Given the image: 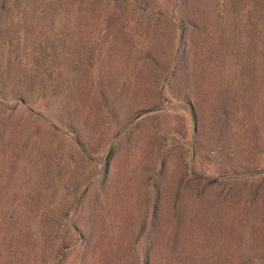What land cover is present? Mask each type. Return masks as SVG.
Listing matches in <instances>:
<instances>
[{
    "label": "rangeland",
    "instance_id": "1",
    "mask_svg": "<svg viewBox=\"0 0 264 264\" xmlns=\"http://www.w3.org/2000/svg\"><path fill=\"white\" fill-rule=\"evenodd\" d=\"M206 1L212 36L219 43L213 24L219 16L215 4L222 0ZM165 2L159 0L155 9ZM222 4L223 25L239 30L238 42L252 25V44L189 47V69L195 66L194 77L199 82L193 91L183 89L179 76L161 93L154 89L145 54L168 57L176 44H154L156 31L144 29L126 32L133 44H122L127 36L119 28L126 21L134 26L139 20L144 24L150 20L157 30L164 26L158 13L150 11L149 18L127 10L119 16L117 28L113 18L110 29V40L117 36L119 44H71L76 67L84 64L83 54L89 49L92 60L98 62L95 70H83L78 76L67 70L61 76L65 82L59 88L78 77L76 95L83 102L75 112L68 114L62 94L58 101L44 97L35 103L48 122L32 120L21 105L13 112L11 107L5 109L3 125L11 136L0 143V212L3 208L19 211L13 222L16 230L30 232L39 224L45 226L46 238L55 242V248L71 242L63 253L58 251L59 264H136L131 256L122 255L144 213L153 214L156 190L153 215L157 229L151 233V264H255L252 257L264 254V179L259 182L264 176V0H224ZM255 8L260 12L255 13ZM250 69L256 71L251 80L246 77ZM104 77L108 80L102 83ZM115 85L121 91L120 105L156 100L166 108L146 112L115 135V126L100 113L96 101L100 87ZM173 92H179V98L188 94L197 120H192ZM225 108L226 120L221 115ZM57 110L62 122L73 119L82 123L79 133L86 138L85 152L69 134L52 127L53 122L59 125L53 117ZM110 136L114 153L109 158V145L103 142ZM106 158L109 168L100 185L99 173ZM249 170H261V174L249 175ZM88 174L96 179V186L87 181L89 190L75 195V186ZM54 176L55 182L50 184ZM250 182H259L252 203L247 194ZM72 202L75 206L68 209ZM70 211L75 226L89 231L87 240L75 241V232L56 228L57 219ZM3 235L0 228V264H5L7 250ZM50 257L33 264H51Z\"/></svg>",
    "mask_w": 264,
    "mask_h": 264
},
{
    "label": "trees",
    "instance_id": "2",
    "mask_svg": "<svg viewBox=\"0 0 264 264\" xmlns=\"http://www.w3.org/2000/svg\"><path fill=\"white\" fill-rule=\"evenodd\" d=\"M158 1L0 0V143L11 136V133L6 130L5 124L3 125L5 119L2 116L6 108L11 107L13 112L21 105L24 106L27 115L32 120L48 122V118L44 116V111L36 110L35 103L44 97H50L52 100L58 101L59 95L62 94L61 103L69 111L68 114L75 112L83 102V98L76 95L78 77H71L63 88H59L65 82L61 76L67 70L77 76L81 72L83 73V70H95L98 62L92 60L91 50L89 49L88 53L83 54L85 62L81 64L82 67L80 64L76 67L78 60L75 59L76 54L72 52L71 44H119L117 36L114 37L115 40H110L109 36L112 32L110 29H113V18L116 17L114 26L117 28L119 16L124 15L127 10L134 14L135 12L139 15L146 14L148 17L151 16L149 15L151 14L150 11L158 13V17L162 22L161 25L164 24L163 29L160 28L163 32L160 29L157 30L150 20L146 24L139 20L140 22L134 26H130L131 22L126 21L127 23L124 22L125 25L119 29L123 28L125 33L130 31H134V33L136 31L137 33L141 29H144L145 32L156 31L157 38H155L157 41L154 44H176L175 49L170 52L171 55H168V57L145 54L150 75L153 79L151 85L159 93L165 89L166 85H170V80L175 81L176 76L182 78L180 82L183 89L190 87V90L193 91L194 88L199 86L197 78L194 77L196 76V74L194 75L195 66H191L189 69V47L194 46V44H252V25L249 28V24L247 25L248 29L244 37L238 42L239 30L233 29V32L229 25H223L221 22V14L224 10L222 2L224 0L215 4L216 8L219 9V16L216 18L218 21L213 25H215L214 30L219 35V43L215 42L217 36H212L215 33H213V29H210L212 24L208 16L210 11L206 0H166L164 4L160 3L159 8L156 10ZM256 4L257 2L254 5ZM260 10L255 8L254 12L257 13ZM248 12L251 13V10ZM236 34L237 36H235ZM233 37L236 38L235 43ZM131 40L132 38L127 36L126 41L122 44H133ZM161 56L163 59L160 58ZM69 58L72 59L68 60ZM62 63H65V65L61 67ZM99 71H97L98 75ZM249 71L251 74L246 77L250 80L254 79L256 77L254 72L256 71L253 69ZM162 78L163 80H161ZM102 79L101 76L100 82L103 81ZM106 80L108 79L104 77L102 83L107 82ZM187 81L190 82V86ZM120 92L119 85L106 88L100 87L96 99L100 113H104L105 118H109L108 122L115 126V135L144 117L146 112L161 111L166 108L156 100L149 102L150 104L120 105ZM173 95H175L178 103L188 108L192 120H197L198 113L188 94H182L184 96L182 98H179V92H173ZM85 104L87 103L85 102ZM85 104L83 105L85 106ZM221 115L226 120L227 108L221 111ZM53 117L59 122V125L53 122L51 123L52 127H56L57 131L63 132L64 135L69 134L68 138L76 144L81 152H85L86 138L83 139L81 136L84 134L79 133L80 128L83 126L82 123L76 124L73 119L62 122L60 110H57ZM60 124L64 131L59 128ZM108 125L105 124V127H108ZM23 126H25V123ZM91 133L96 134V131H91ZM107 139L109 140L103 143L109 145L106 155L110 158L114 153L113 136ZM22 144H26V142ZM13 153L14 151L11 155ZM107 159L101 165L100 185L104 183L107 177L109 168ZM261 170H249L248 174L256 176L261 174ZM82 175L83 173H81ZM259 179V182H261L264 176ZM95 180L89 174L80 178L74 189L75 195L76 193L83 195V192L90 187V185L85 186L87 181L96 186ZM197 180L201 184L202 180L199 178ZM49 182L53 184L55 176L52 182L51 180ZM259 182L257 184L249 183L247 190L249 203L254 201ZM82 187L83 189H81ZM153 193L152 208L154 211L152 213L155 214L158 191L156 190ZM73 201H76L75 196ZM72 206H75V203L70 204L68 209ZM1 210L4 212H0V228L4 231L2 240H6L5 248L7 249L5 264H33V261L43 263L50 256H52V259L51 257L50 259L53 261L51 264H59L58 251L63 253L65 248L71 247V242L69 244L63 243L55 248V242H50L46 238L47 230L45 226L39 224L35 230L32 229L30 232L22 228L16 230L13 227V222L20 216L19 211L16 212L14 208H3ZM153 214L149 216L147 211L144 213L138 232L129 241L122 255L123 257L131 256L132 259L136 260V264H151V247L154 241L151 233L156 232L155 229H157ZM71 215V211L63 213L60 219H57L56 228L66 227L67 230L75 232L77 238L75 241L87 240L89 231L75 226V221L70 218ZM22 225L25 226V224ZM145 231L150 232V234L144 237ZM7 236L8 240L6 239ZM137 248L138 250H136ZM251 261H255V264H264V254H256ZM241 263L243 264V262Z\"/></svg>",
    "mask_w": 264,
    "mask_h": 264
}]
</instances>
